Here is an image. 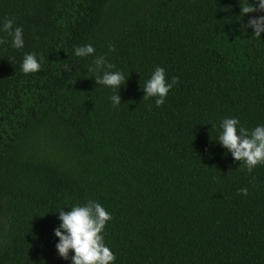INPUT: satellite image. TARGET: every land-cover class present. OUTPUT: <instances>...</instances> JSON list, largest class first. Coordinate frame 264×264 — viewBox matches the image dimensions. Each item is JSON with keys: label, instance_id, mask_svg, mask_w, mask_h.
Segmentation results:
<instances>
[{"label": "trees", "instance_id": "16d2710c", "mask_svg": "<svg viewBox=\"0 0 264 264\" xmlns=\"http://www.w3.org/2000/svg\"><path fill=\"white\" fill-rule=\"evenodd\" d=\"M253 16L240 0H0V28L24 39L0 30V264H72L58 212L89 200L112 217L113 264H264V165L218 143L225 118L264 126ZM26 53L39 72L21 71ZM99 56L127 80L119 106L88 71ZM157 66L178 78L160 107L143 99Z\"/></svg>", "mask_w": 264, "mask_h": 264}, {"label": "clouds", "instance_id": "9594fccd", "mask_svg": "<svg viewBox=\"0 0 264 264\" xmlns=\"http://www.w3.org/2000/svg\"><path fill=\"white\" fill-rule=\"evenodd\" d=\"M241 15L250 13L264 12V0H240ZM253 29V36L260 38L264 33V16H253L248 24L244 26ZM3 32L11 37V45L15 49L24 47L23 30L20 27H14L11 18L3 21ZM8 43L5 39H0V44ZM115 47L109 45V51H115ZM95 49L92 45L76 46L74 54L77 57H87L93 55ZM94 67L88 71L95 73L94 79L97 85L109 87L115 93L111 96L113 106L121 104L119 90L126 84L123 73L111 69L114 65L107 62L104 56H99L93 61ZM41 64L37 60L35 53H26L24 55L21 71L25 74L39 72ZM66 71H71L70 65H65ZM102 73V75H101ZM178 83L177 77H172L169 83L166 80L165 70L157 66L150 79L144 86V100L155 98L157 107L165 103V99L174 85ZM118 90V92H117ZM235 118H225L221 122L222 132L218 135V143L231 153L234 161L243 163L247 171L251 174L258 165H264V126H257L251 131L243 126ZM239 126V127H238ZM239 194L247 195V189H241ZM59 213L60 226L54 230V235L59 243L56 249L61 258L69 259V253H74L71 257L72 264H113L116 257L112 251L105 245L102 235L111 215L96 201L89 200L83 206L77 205L70 211L61 210Z\"/></svg>", "mask_w": 264, "mask_h": 264}]
</instances>
